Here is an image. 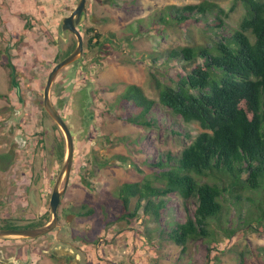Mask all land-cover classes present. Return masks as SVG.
Returning a JSON list of instances; mask_svg holds the SVG:
<instances>
[{
	"label": "rangeland",
	"instance_id": "1",
	"mask_svg": "<svg viewBox=\"0 0 264 264\" xmlns=\"http://www.w3.org/2000/svg\"><path fill=\"white\" fill-rule=\"evenodd\" d=\"M202 1L88 0V18L81 30L85 41L83 59L59 74L52 92L53 102L75 141L71 180L60 206V227L34 241H6L3 250L7 256L20 258L32 253L28 264H264V233L239 230L235 211L230 217L235 220L228 225L238 231L233 237L227 238L224 230L213 224L217 236L192 241L185 254L167 240L164 232L168 226L186 220V206L194 214L193 201L185 205L179 196L170 195V209L163 211L159 223L119 220L126 212L119 197L121 186L150 178L157 170L152 164L163 153L178 154L190 144L191 139L175 135L171 127L193 138L203 132L197 123L189 125L172 118L160 105L155 111L161 120L169 119L167 126L151 131L135 127L123 120L135 112L134 108L120 100L129 86L137 85L150 99L159 101L152 72L163 83L175 73L174 69L184 70L183 62L168 61L169 52L204 45L207 34H211L196 21L173 30L156 19L170 9L174 14L177 8ZM213 1L230 18L227 28L220 31L219 37L212 35L210 42L230 36L245 15L241 4L235 6V0ZM78 2L0 0V36H9V26L15 33L20 30L19 25L12 24L20 13L32 22L31 30L24 34L26 46L11 57L20 92L14 85L13 68L1 63L2 58L6 62L7 55L0 56V94L6 95L0 100V218L25 220L13 222L19 228L49 211L64 164L56 157L58 131L44 108V90L56 57L77 40H63L61 24ZM2 25L6 32H1ZM90 28L95 32L89 35ZM96 33L102 36L101 49L89 47ZM8 44L1 42L0 51H6ZM42 136L44 145L40 146ZM136 163L141 171L133 167ZM92 209L94 215L79 216Z\"/></svg>",
	"mask_w": 264,
	"mask_h": 264
},
{
	"label": "trees",
	"instance_id": "2",
	"mask_svg": "<svg viewBox=\"0 0 264 264\" xmlns=\"http://www.w3.org/2000/svg\"><path fill=\"white\" fill-rule=\"evenodd\" d=\"M235 2V6H243L245 15L230 36H222L217 41L210 42L212 35L219 37L220 31L227 28L230 14L213 0L177 8L174 14L170 9L156 19L166 29L173 30L196 21L211 36L207 34L204 45L171 50L168 61L183 62L186 68L174 69L175 73L165 82H160L152 72L159 101L150 99L137 85L129 86L120 97L135 111L123 120L135 127L151 131L167 126L169 119L161 120L155 111L160 105L159 108L169 110L172 118L189 125L197 123L203 129L193 138L190 133L181 135L173 125L172 133L191 139L190 144L178 154L163 153L159 161L152 164L157 170L150 178L126 182L119 191L126 209L119 220L130 222L134 219L145 224L159 223L163 211L170 209V195L179 196L185 205L193 201L194 214L189 213L186 206V220L168 226L164 232L169 242L181 248L182 254L188 251L192 241L216 237L213 224L224 230L227 238L233 237L238 232L235 227H228L233 211L238 215L239 230L264 233V0ZM24 18L26 30H31V20L27 15ZM94 32L92 28L87 30L89 35ZM101 39L96 33L89 40V47L101 49ZM76 47L77 42H74L56 57L55 64ZM6 62V67L13 68L8 56ZM5 98L6 95L0 94V100ZM55 129L58 131L56 157L63 164L66 143L57 125ZM119 158L133 162L131 158ZM133 167L141 171L138 163ZM92 215L93 209L79 213L80 217ZM51 220L48 211L39 219L29 221L25 228L14 226L11 220H5L0 228L31 229Z\"/></svg>",
	"mask_w": 264,
	"mask_h": 264
},
{
	"label": "water",
	"instance_id": "3",
	"mask_svg": "<svg viewBox=\"0 0 264 264\" xmlns=\"http://www.w3.org/2000/svg\"><path fill=\"white\" fill-rule=\"evenodd\" d=\"M88 17V0H79L77 8L71 13V15L65 17L62 21V35L63 39L67 41L71 35L77 38L78 44L74 52H72L68 57L63 59L58 63L51 71L48 81L44 90V108L50 118L55 122V124L62 131L65 141H66V155L64 159V164L58 180L56 181L54 190L50 199L49 211L52 215V220L41 227L31 228V229H1L0 228V240H11V239H27L35 240L42 238L57 228L60 227V206L63 201V197L67 190V187L71 180L72 169L75 157V141L74 135L67 124L66 120L62 114L58 111L52 99V92L54 84L59 76V74L67 67L73 65L74 63L83 59L84 56V35L78 29L80 25L84 24ZM16 76L14 74L13 80L14 85L17 89L21 90L19 84L15 82ZM64 183V188L62 185Z\"/></svg>",
	"mask_w": 264,
	"mask_h": 264
},
{
	"label": "flooded vegetation",
	"instance_id": "4",
	"mask_svg": "<svg viewBox=\"0 0 264 264\" xmlns=\"http://www.w3.org/2000/svg\"><path fill=\"white\" fill-rule=\"evenodd\" d=\"M26 14L24 13H20L18 16L14 17L15 18V21H12L14 25H19L20 26V30L18 29V32L15 33L13 32V30H11V27L9 26L8 27V34L9 36L7 38H5V36H0V43L3 42L4 40L5 41H8L9 42V47L6 49V51H0V56L3 55V54H6L10 60V63L13 67V73H12V77L16 76V70L12 64V61H11V57L13 55H15V51H17L21 46L25 47L26 46V38H24V34L26 33V24H27V20L24 18ZM29 18V17H28ZM88 18V17H87ZM30 19V18H29ZM87 21V19H86ZM85 21V22H86ZM85 24V23H84ZM84 24L80 25L79 26V30L81 31L82 30V26H84ZM62 25V24H61ZM2 31L1 32H6L7 28H5L4 25H2L1 27ZM62 30V28H61ZM28 32V31H27ZM82 32V31H81ZM83 33V32H82ZM62 35V34H61ZM71 37H75L74 35H71ZM69 38V39H70ZM62 39H63V35H62ZM77 39V38H76ZM64 40V39H63ZM77 44H78V41L76 40ZM7 45V46H8ZM74 52V51H73ZM79 62V61H78ZM1 63H5L3 61V58H2V61ZM22 65V64H21ZM26 65V62L23 63V66ZM56 106V105H55ZM58 109V108H57ZM59 111V110H58ZM60 112V111H59ZM61 113V112H60ZM63 116V115H62ZM5 220H11L13 222L15 221H22L23 219H20V218H9V217H4V218H0V224H2L3 226L5 224H3V222ZM23 222V221H22ZM58 229V228H57ZM56 229V230H57ZM54 232V231H53ZM47 236V235H46ZM45 237V236H44ZM43 238V237H42ZM40 239V238H38ZM37 240V239H35ZM8 241V240H0V264H28L31 260H32V253L31 254H25L23 255L22 257L18 258L14 255H10V256H7L5 250H3V247L5 245V242ZM32 241V240H31ZM34 241V240H33ZM26 258H25V257ZM52 257H54L55 259H58V257L53 254ZM25 262V263H23Z\"/></svg>",
	"mask_w": 264,
	"mask_h": 264
}]
</instances>
